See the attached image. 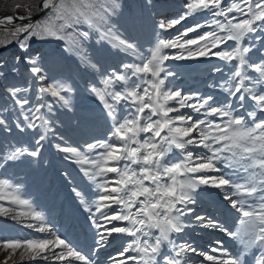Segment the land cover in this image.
Segmentation results:
<instances>
[{
	"label": "snow or ice",
	"instance_id": "1",
	"mask_svg": "<svg viewBox=\"0 0 264 264\" xmlns=\"http://www.w3.org/2000/svg\"><path fill=\"white\" fill-rule=\"evenodd\" d=\"M147 2L150 3L151 0ZM222 4L223 0H188L185 5L187 12L167 24L161 22L159 27L165 30L174 27L196 11H208L214 17L223 19H216L214 25L210 26L213 31L202 33L195 39L182 40L177 36L173 40H158L147 57H140V63L124 65L130 71L108 77L104 81L105 87L92 89L107 109L108 116L115 122L111 135L119 143L88 145L89 150L104 149L94 157L68 146H57L59 151L76 158L75 162L81 165L84 176L98 189L95 201L89 199L87 193L74 189L80 202L85 206L94 204L95 212L98 213L99 218L93 221L98 229V247L105 246L107 237L112 233L134 237L119 253L124 259L117 260L116 264H127L129 260L134 264H157L158 258L160 264H190L185 259L188 252L203 255L205 260L214 264H245L243 252L221 260L219 256L200 253L187 241L177 243L172 239L173 233L180 234L184 231L183 217L194 211L189 205L196 203L193 193L201 186L219 189L229 206L241 214L239 223L242 227L235 233L228 232L214 217L197 214L194 219L200 222L199 226L228 232L239 241L245 252L255 248L258 255H254L252 259L255 264H264V117H256L257 109L264 113V92L258 94L254 91V84L249 87L245 83L252 80L247 74L248 68L258 73L255 83L264 82V60L250 63L247 54L251 45L244 44L246 38L251 40L257 32H264V0H230L223 7ZM120 7L119 0H43L39 10L49 11L41 21L31 22L29 9L28 16L0 18V25L14 20L30 21L11 30L13 36L27 33L24 39H18L19 47L25 53L28 52V41L32 37L64 41V51H79L80 42L90 38L89 31H79L81 25H87L97 32L100 40H109L115 47L135 52L136 45L119 38L108 23L113 15L118 14ZM231 13L235 15H230ZM202 26L197 24L185 29L183 35ZM65 29H71V32L66 34ZM201 41L205 43L201 44ZM228 41L235 43L229 48L220 47ZM192 45L199 47H188ZM176 47L186 49L189 57L211 54L227 62L236 61L230 78L234 83L225 81L219 86L231 98L239 100L240 107H243L245 95L254 102L253 110L246 113L251 119H246L245 114L234 115L230 100L224 106H212L210 102L213 97L208 96L198 103L188 104L186 101L190 97L164 87L165 79L171 73L164 67L169 56L163 54V50ZM217 47H220V51H211ZM177 58L185 57L181 55ZM15 59L19 62L21 57L17 56ZM23 59L29 65L31 73L44 79L45 69L40 53L29 54ZM84 59L87 62L86 56ZM162 72L163 77L160 75ZM131 77H136V81L130 87L115 90V82L127 85ZM110 88L113 90L109 91ZM43 91L50 92L52 96L67 103L61 92L70 91V88L61 82ZM19 92L18 88L11 90L14 97ZM171 100H175L179 107L168 106ZM121 102L129 106L127 116L121 117L118 114ZM16 103L23 108L29 101L20 98ZM41 107L43 105L37 106L30 117H25L29 121V128L38 127L35 121L43 120V116L39 114ZM184 107H191L196 112L203 109L205 116L211 115L217 119L193 120V117L183 114L170 115ZM4 124L5 120L0 119V125ZM194 132L196 136L192 135ZM140 133L151 135L140 139ZM43 139L44 136L41 135L37 143ZM189 146L206 151L194 152ZM173 149L179 150L180 159L167 158ZM39 154V148L10 146L0 156V163L15 161L24 156L36 157ZM209 172L220 175H194ZM109 173L115 175L109 178ZM242 173L247 175H241ZM234 176L239 179H234ZM0 188L9 190L0 191V199L7 195L11 198V203L31 209L30 202L15 193V186L8 179L0 178ZM113 205L116 206L115 212L103 211ZM87 210L93 212L92 207ZM22 215L31 216L39 222L28 227L51 234L52 230L45 227L44 217L40 212L31 210ZM99 219L109 224L113 220L126 221L127 224L124 227L107 228ZM165 242L171 246L172 253L160 257L161 245ZM216 243L220 244L219 241ZM0 245L5 249H24L22 258L27 255L33 261L63 260L70 256L90 264L85 256L59 236L52 239L4 240L0 241ZM56 248L66 251L55 252ZM129 251L136 252L137 255L127 256ZM211 251L222 252V249L213 247Z\"/></svg>",
	"mask_w": 264,
	"mask_h": 264
},
{
	"label": "rangeland",
	"instance_id": "2",
	"mask_svg": "<svg viewBox=\"0 0 264 264\" xmlns=\"http://www.w3.org/2000/svg\"><path fill=\"white\" fill-rule=\"evenodd\" d=\"M40 1L0 0V13H10L16 9L20 13L28 14L30 9V14H34L37 12ZM159 1L151 0L148 3L147 0H119L121 7L118 14L113 15L108 21L113 32L118 34L119 38L136 45L135 52L115 47L109 40H100L97 32L89 29L87 25H81L79 31H89L90 38L80 42L79 51H64L66 46L64 41L39 40L32 37L28 41L30 45L28 52L25 53L20 49L18 39H24L27 33H17L13 36L11 30L0 29V62H2V66H0V119L5 120V124L0 125V156L10 146L28 149L39 148L40 153L36 157L24 156L15 161L0 163V178L8 179L15 186V193L31 204V209H28L11 203V198L7 195L4 199H0V241L40 239L38 236H29L27 232L28 223L26 220L34 219L31 216L22 215V213L31 210L40 212L47 219L49 213L57 214L70 209L77 212L80 215V222L87 226H89V222L98 219L94 204L85 206L74 192V189L81 190L87 193L89 199L95 201L98 189L84 176L81 165L75 162L76 158L59 151L57 147L58 145L68 146L89 157H94L96 153L103 152L104 149L89 150L88 145L104 142L119 143L111 135L115 122L108 116L107 109L92 89L105 87L104 81L108 77L130 71L125 69L124 65L140 63V57H147L158 40H173L177 36H180L182 40L195 39L202 33L213 31V27L210 26L214 25L216 19H223L214 17L208 11H196L187 15L181 23L174 27L167 30L161 29L159 27L161 22L167 24L180 18L188 11L185 7L188 0H178L182 4L178 12L172 10L171 14L159 13L156 15ZM229 2L230 0H223L222 7ZM230 15H235V13ZM57 23L60 22L57 21ZM197 24L203 26L183 35L185 29L192 28ZM70 32L71 29H65L66 34ZM200 43L204 44L205 42L201 41ZM234 43V41H228L220 47L229 48ZM4 44L7 46H3ZM244 44L251 45L247 54L250 63H259L264 60V32H257L251 40L246 38ZM188 47L196 49L199 45ZM220 47L213 48L211 51L218 52ZM35 53H40L43 59L42 66L45 71L42 80L28 70L29 65L23 59L25 56ZM163 54L169 56V59L164 62V67L171 73L165 79L164 87L172 91H179L182 96L190 97L186 103H198L199 100L211 96L213 97L210 102L212 106H224L230 100L234 115L245 114L246 116L248 111L253 110L254 102L247 95H245L243 107H240L241 102L231 98L229 93L219 86L225 81L234 83L230 78L236 61L227 62L211 54L189 57L186 49L179 47L164 49ZM181 55L185 58H177ZM17 56L21 57L19 62L15 59ZM85 56L87 62H85ZM246 71L248 76L252 77V80L245 82L246 85L251 87L254 84V91L258 94L264 92V82L255 83L258 73H255L251 68ZM148 75L150 76V74ZM160 75L163 77L164 73L162 72ZM135 81L136 77H131L127 85L115 82V90L125 86L130 87ZM61 82L70 88V91L61 92V95L66 97L67 103L52 96L50 92L43 91V89H48L53 84ZM14 88L20 89L15 97L11 94V90ZM112 90L109 89V91ZM20 98L27 99L29 104L21 108L16 103ZM145 102H147V97H145ZM39 105H43L39 113L43 116V120L35 121L38 127L29 128L27 126L29 121L25 117H30L33 109ZM168 106L179 107L175 100L169 101ZM128 112L129 106L121 102L118 106L119 116H127ZM181 114L191 116L193 120L217 119L215 116H205L203 109L196 112L191 107H184L178 112L170 113L171 116ZM256 117L257 119L264 117V113L257 109ZM246 119L250 120L251 118L246 116ZM41 135L44 136V139L38 144L37 141ZM145 135L151 134L140 133L139 138L143 139ZM192 135L196 136V133L194 132ZM189 148L194 152L206 151L203 148H192L191 146ZM173 157L180 159L179 150L173 149L167 158L172 159ZM209 174L211 173H195L194 175ZM215 174L220 175V173L213 175ZM114 175L109 173L108 177L111 178ZM241 175L246 176L247 174L242 173ZM233 178L239 179L235 176ZM179 179H183V177H179ZM201 188L207 187L201 186ZM0 191L7 192L9 190L0 188ZM88 207H92L93 212H89ZM103 211L115 212L116 206L105 208ZM241 218L235 221V232L242 227L239 223ZM90 239L97 240V234L91 236ZM228 240L230 241L227 243H230L231 239ZM233 241L236 240H232L231 244ZM2 247L0 245V248ZM241 248L243 249V246ZM252 249L257 252L255 248ZM217 253L215 252V254ZM160 254L161 257L170 255L167 242L162 243ZM215 254L214 256H220L221 253ZM87 260L90 262L88 258Z\"/></svg>",
	"mask_w": 264,
	"mask_h": 264
},
{
	"label": "bare ground",
	"instance_id": "3",
	"mask_svg": "<svg viewBox=\"0 0 264 264\" xmlns=\"http://www.w3.org/2000/svg\"><path fill=\"white\" fill-rule=\"evenodd\" d=\"M181 3L178 0H160L157 6L156 15L159 13H169L178 12L181 7ZM49 10H47L48 12ZM29 15V14H28ZM4 26V25H3ZM5 30L6 28H0ZM211 173V172H210ZM214 173L209 174L213 175ZM217 175V174H215ZM196 193L193 194L196 197V203L189 205L194 211L183 217V222L185 223V229L180 234H172V239L177 243L189 242L193 247L197 248L200 253H208L214 255L211 248H218L228 239L236 240L233 241L231 248L224 254H220L221 260L227 259L228 256H236L243 252L244 260L247 257L249 251H255L252 248L246 252L241 248L239 241L228 234V232H221L215 229H205L199 226L200 222L196 221L194 217L197 214L212 216L220 222V224L229 230V232L235 233V221L241 217L239 212L232 209L228 202L224 200L223 193L219 189L215 188H198ZM203 193H211L212 195H203ZM239 214V215H238ZM46 217V216H45ZM99 218V217H98ZM94 221V220H93ZM45 227L50 228L51 234L48 231L39 232L34 227H26L29 236H38L41 238L52 239L55 236H59L64 239L66 243L85 256L86 259L90 260V264H116L117 260H123L119 253L126 246L127 242L133 240L134 237L126 234L112 233L107 237V244L103 247H98L97 240H91V236L97 234V227L94 222H89V226L83 225L80 222V215L73 210L67 209L65 212H60L57 214L49 213L47 219L44 218ZM101 224H104L107 228L112 226L124 227L127 223L124 221L117 220L116 222H111L109 224L103 219H99ZM28 225H35L39 223L34 220H26ZM94 233V235H92ZM25 234V233H24ZM27 239V237H26ZM28 240V239H27ZM219 241L220 244L216 242ZM230 241V240H229ZM230 242V243H231ZM170 254L172 253V248L168 245ZM241 248V249H240ZM66 251V249L56 248L55 252ZM24 249H5L0 248V264H85L84 261L76 260L74 257H66L63 260H31L29 256L25 255L22 258V253ZM228 253V254H227ZM50 253H44V255H49ZM258 255V252H256ZM127 256H135L136 252L129 251L126 253ZM169 255V254H168ZM215 255H219L218 253ZM161 257V254H160ZM185 259L190 261V264H214L212 261H207L204 259L203 255L195 252H188L185 254ZM160 261V258L157 260ZM127 264H134L133 261H127Z\"/></svg>",
	"mask_w": 264,
	"mask_h": 264
},
{
	"label": "water",
	"instance_id": "4",
	"mask_svg": "<svg viewBox=\"0 0 264 264\" xmlns=\"http://www.w3.org/2000/svg\"><path fill=\"white\" fill-rule=\"evenodd\" d=\"M43 0L40 1L38 7H37V12L34 14H30L31 15V22H37L39 21L46 13L47 10L45 11H40L39 10V6L42 4ZM29 14V13H28ZM28 14L26 13H20L18 12L16 9L13 10L10 13H0V18H4V17H17V16H28ZM30 21L28 19H24V20H14L12 23H5L4 26L0 25V28H6L7 30H12L15 26L17 25H26L28 24Z\"/></svg>",
	"mask_w": 264,
	"mask_h": 264
}]
</instances>
